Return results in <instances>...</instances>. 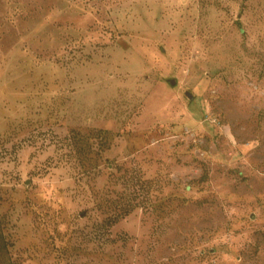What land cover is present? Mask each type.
<instances>
[{"label":"rangeland","instance_id":"rangeland-1","mask_svg":"<svg viewBox=\"0 0 264 264\" xmlns=\"http://www.w3.org/2000/svg\"><path fill=\"white\" fill-rule=\"evenodd\" d=\"M0 264H264V0H0Z\"/></svg>","mask_w":264,"mask_h":264},{"label":"water","instance_id":"water-1","mask_svg":"<svg viewBox=\"0 0 264 264\" xmlns=\"http://www.w3.org/2000/svg\"><path fill=\"white\" fill-rule=\"evenodd\" d=\"M169 83L171 84V86H173L175 84V81L172 79L169 81ZM187 97H188V99H192V97L189 93H187Z\"/></svg>","mask_w":264,"mask_h":264},{"label":"trees","instance_id":"trees-1","mask_svg":"<svg viewBox=\"0 0 264 264\" xmlns=\"http://www.w3.org/2000/svg\"><path fill=\"white\" fill-rule=\"evenodd\" d=\"M98 132H99L100 134H103L104 136H106V134L108 133L107 131H100V130H99ZM76 135H77V134H76ZM103 135H102V136H103Z\"/></svg>","mask_w":264,"mask_h":264}]
</instances>
